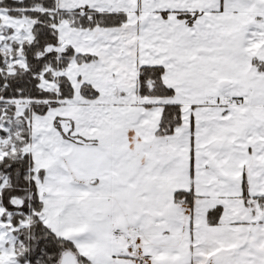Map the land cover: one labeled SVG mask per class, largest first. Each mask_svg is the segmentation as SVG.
<instances>
[{"label": "snow or ice", "instance_id": "1", "mask_svg": "<svg viewBox=\"0 0 264 264\" xmlns=\"http://www.w3.org/2000/svg\"><path fill=\"white\" fill-rule=\"evenodd\" d=\"M0 264H264V0H0Z\"/></svg>", "mask_w": 264, "mask_h": 264}]
</instances>
